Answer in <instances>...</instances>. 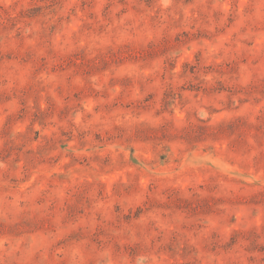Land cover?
<instances>
[{
  "label": "rangeland",
  "instance_id": "rangeland-1",
  "mask_svg": "<svg viewBox=\"0 0 264 264\" xmlns=\"http://www.w3.org/2000/svg\"><path fill=\"white\" fill-rule=\"evenodd\" d=\"M0 264H264V0H0Z\"/></svg>",
  "mask_w": 264,
  "mask_h": 264
}]
</instances>
